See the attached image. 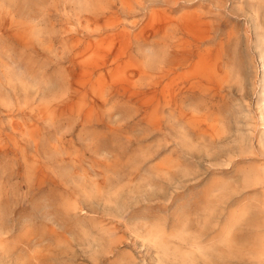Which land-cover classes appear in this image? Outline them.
<instances>
[{"label":"rangeland","instance_id":"374dc122","mask_svg":"<svg viewBox=\"0 0 264 264\" xmlns=\"http://www.w3.org/2000/svg\"><path fill=\"white\" fill-rule=\"evenodd\" d=\"M79 1L0 0V264H264V0Z\"/></svg>","mask_w":264,"mask_h":264},{"label":"bare ground","instance_id":"6f19581e","mask_svg":"<svg viewBox=\"0 0 264 264\" xmlns=\"http://www.w3.org/2000/svg\"><path fill=\"white\" fill-rule=\"evenodd\" d=\"M77 1V0H76ZM83 1V0H82ZM95 1V0H94ZM81 2V0L79 1ZM121 1H119L120 3ZM83 3V2H82ZM81 3V5H82ZM85 5V4H84ZM82 5V6H84ZM87 5V4H86ZM99 5V4H98ZM125 5V4H124ZM184 5V4H183ZM80 6V7H82ZM126 6V5H125ZM185 6V5H184ZM179 7V6H178ZM127 8V7H126ZM81 9V8H80ZM83 9V8H82ZM84 10V9H83ZM127 10V9H126ZM181 10V9H180ZM187 10V9H186ZM173 11V9H172ZM108 12V11H107ZM106 12V13H107ZM109 13V12H108ZM163 13V12H162ZM100 14V12H99ZM105 14V13H104ZM173 15V14H172ZM104 17V16H103ZM155 17V16H154ZM147 18V17H146ZM145 18V19H146ZM87 19V18H86ZM148 19V18H147ZM90 21V20H89ZM92 21V20H91ZM161 21V20H160ZM97 22V21H96ZM104 22L103 21H100V23ZM99 23V24H100ZM105 23V22H104ZM146 23V22H145ZM144 24V23H143ZM194 24V19L191 18V16H189V14L187 12H182L180 13L179 15H174V16H170L169 19H168V22H167V27H168V31L166 32V37H167V40H168V45H167V50H166V53H167V63L161 66H159L158 70L162 73H164L163 75H170V78H171V87L170 90H169V93L168 95L166 96V101H165V105H166V113L168 114L169 116V119L171 118L173 121H175L176 123H180L182 125H193L194 124V121H193V118H194V115L191 113L193 112L194 110V106L191 104H186L187 102V99L189 96L193 95L196 90H195V83L194 82H187V81H183L181 82V80H179L183 74V72H180L183 68L186 67V65L189 63L190 61V56L192 54V52H190V50L188 49V41L186 40V36L187 34L189 33V31L192 30V26ZM141 25V24H140ZM139 25V26H140ZM124 26V25H123ZM143 26V25H142ZM162 26V25H161ZM165 28V27H164ZM111 29V28H109ZM102 30V29H101ZM112 31V30H111ZM132 31V30H131ZM117 32V31H116ZM112 33V32H111ZM135 33V32H133ZM161 33V32H160ZM106 34V33H105ZM109 34V33H108ZM124 34V33H123ZM131 34V32H130ZM159 34V33H158ZM96 35V34H94ZM98 35V34H97ZM112 35V34H111ZM110 35V36H111ZM149 35V34H148ZM152 35V34H151ZM93 36V35H92ZM117 36V35H116ZM122 36V35H121ZM126 36V35H124ZM159 36V35H158ZM87 37V36H86ZM101 37V36H100ZM105 37V36H104ZM109 37V36H108ZM161 37V36H160ZM79 38V37H77ZM103 38V37H102ZM101 38V39H102ZM113 38V36H112ZM142 38V37H141ZM157 38V37H156ZM82 39V38H81ZM99 39V38H98ZM116 39V38H115ZM144 39V38H143ZM161 39V38H160ZM96 40V39H95ZM100 40V39H99ZM111 40V39H110ZM108 40V41H110ZM113 40V39H112ZM120 40V39H119ZM157 40V39H156ZM76 41V40H75ZM116 41V40H115ZM154 41V40H153ZM159 41V40H158ZM97 42V41H96ZM128 42V41H127ZM131 42V40L129 41ZM145 42V41H143ZM95 43V42H94ZM135 43V42H134ZM100 44V42H99ZM115 44V43H114ZM113 42H111V45L113 46L114 45ZM162 44V43H161ZM84 45H86L84 43ZM96 45V43H95ZM101 45V44H100ZM107 45V43H106ZM118 45V44H117ZM133 45V44H132ZM158 45V44H156ZM93 46V45H92ZM103 46V44H102ZM105 46V45H104ZM120 46V44H119ZM122 46V45H121ZM130 47V45H128ZM144 46V45H143ZM148 46V44H147ZM155 46V45H154ZM161 46V45H160ZM159 46V47H160ZM163 46V45H162ZM82 47V46H81ZM84 47V46H83ZM135 47V46H134ZM117 48V47H116ZM120 48V47H119ZM127 48V47H126ZM137 48V47H136ZM157 48V47H156ZM164 48V47H163ZM203 48V47H202ZM206 48V47H204ZM99 49H101V47H99ZM108 49V48H107ZM128 49V48H127ZM135 49V48H134ZM193 49V48H192ZM98 50V49H97ZM75 51V49H74ZM94 51V49H93ZM104 51V50H102ZM106 51V49H105ZM109 51V50H108ZM113 51V50H112ZM119 51V50H118ZM117 51V52H118ZM124 51V50H123ZM107 52V51H106ZM219 52V51H218ZM108 53V52H107ZM121 53V52H120ZM124 53V52H122ZM127 53V52H126ZM87 54V53H86ZM85 54V55H86ZM104 54V53H103ZM118 54V53H117ZM125 54V53H124ZM126 55V54H125ZM202 55V54H201ZM210 55V54H209ZM208 56V55H207ZM214 56V55H213ZM86 57V56H84ZM109 57V56H108ZM127 57V56H126ZM159 57V56H158ZM157 57V58H158ZM162 57V56H161ZM160 57V58H161ZM204 57V56H203ZM100 58V56H99ZM115 58V57H114ZM121 58V57H120ZM158 58V59H160ZM165 58V57H164ZM214 58V57H213ZM89 59V58H87ZM86 59V60H87ZM97 59V58H96ZM101 59V58H100ZM111 59V58H110ZM157 59V60H158ZM77 58H75V56H72L70 58V66L68 65L67 67H69V69L73 68L74 65H75V62H76ZM85 60V62H86ZM118 60V59H117ZM122 60V59H121ZM144 60V59H143ZM142 60V61H143ZM197 60V59H196ZM200 60V58L198 59ZM207 60V59H206ZM204 60V61H206ZM79 61V60H78ZM160 61V60H159ZM162 61V60H161ZM218 59L215 60V62H217ZM81 63L84 62V61H80ZM89 64L91 63V61H89ZM94 62V61H93ZM99 62V61H98ZM129 62V61H128ZM219 62V61H218ZM80 63V65H81ZM87 63V62H86ZM157 63V62H156ZM207 63V62H206ZM213 63V62H212ZM93 64V63H92ZM95 64V63H94ZM157 64H160L157 63ZM204 64V63H203ZM135 65V64H134ZM199 65V63H198ZM219 65V63L217 64ZM83 66V65H82ZM81 66V67H82ZM103 66V65H102ZM122 66V65H121ZM136 66V65H135ZM190 66V65H189ZM202 66V64H201ZM101 67V66H100ZM109 67V66H108ZM113 67V66H112ZM120 67V66H118ZM94 68V67H93ZM201 68V67H200ZM208 68V67H207ZM80 69V68H79ZM88 69V68H86ZM96 69V68H95ZM106 69V68H105ZM157 69V67H156ZM186 69V68H185ZM206 69V68H204ZM102 70V69H101ZM110 70V69H109ZM154 70V69H153ZM201 70V69H200ZM67 71H68V68H67ZM66 71V72H67ZM81 71V70H80ZM91 71V70H90ZM106 71V70H105ZM136 71V70H135ZM138 71V70H137ZM203 71V70H202ZM92 72V71H91ZM158 72V71H157ZM69 73V72H68ZM155 73V72H154ZM161 74V73H160ZM106 75V74H105ZM208 75V73H207ZM69 75H67L68 77ZM93 76V75H92ZM154 76V75H153ZM89 77V76H88ZM97 77V76H96ZM77 78V77H76ZM138 78V77H137ZM153 78V77H152ZM159 78L160 76L157 75L156 79H153L152 83L153 85H157L159 84ZM75 79V78H74ZM88 79V78H86ZM198 79V78H197ZM196 79V80H197ZM200 79V78H199ZM120 80V79H119ZM134 80V79H133ZM136 80V79H135ZM146 80V79H145ZM162 80V79H161ZM183 80V79H182ZM118 81V80H117ZM122 81V79H121ZM120 81V82H121ZM167 81V80H166ZM170 81V80H169ZM168 81V82H169ZM149 82V81H148ZM187 82V83H186ZM203 82V81H202ZM69 83V82H68ZM135 83V82H134ZM123 84V83H122ZM147 86V85H145ZM163 86V85H162ZM69 87V86H68ZM87 87V86H86ZM150 87V85L148 86ZM167 87V86H166ZM214 87V86H212ZM147 88V87H146ZM163 87H161V90H162ZM168 88V89H169ZM119 89V88H118ZM137 89V88H136ZM165 89V87H164ZM83 90V89H82ZM157 91V90H156ZM263 91H264V88H263ZM75 92V91H74ZM164 92V90L162 91ZM124 93V92H123ZM146 93V92H145ZM154 93V92H153ZM166 93V92H165ZM134 94V93H133ZM132 94V96H133ZM159 94V93H158ZM201 94V93H200ZM213 94V93H212ZM264 94V92H263ZM135 95V94H134ZM152 95V94H150ZM206 95V94H205ZM141 96V95H140ZM164 96V95H163ZM203 96V95H201ZM146 97V95H145ZM200 97V96H199ZM87 98V97H86ZM147 98V97H146ZM192 98V97H191ZM194 98V97H193ZM93 99V98H92ZM149 99V98H148ZM151 99V98H150ZM149 99V100H150ZM164 99V98H163ZM90 100V99H89ZM141 100V99H140ZM145 100V98H144ZM148 101V100H147ZM156 101V99H155ZM55 103V102H54ZM195 103V102H194ZM153 104V103H152ZM158 104V103H157ZM140 105V104H139ZM188 105V106H187ZM151 106V105H150ZM197 106V105H196ZM51 107V106H50ZM49 107V108H50ZM141 107V106H140ZM147 107V106H146ZM153 108V107H152ZM150 108V109H152ZM157 108V106H156ZM197 109V108H196ZM149 110V109H148ZM164 110V108H163ZM49 111V110H48ZM150 111V110H149ZM148 111V112H149ZM198 112V111H197ZM49 113V112H48ZM151 113V112H150ZM148 114V113H147ZM152 114V113H151ZM166 114V115H167ZM197 114V113H196ZM149 115V114H148ZM162 115V114H161ZM160 115V116H161ZM163 116H164V113H163ZM148 117V116H146ZM152 118V117H151ZM162 120V119H161ZM216 129V128H215Z\"/></svg>","mask_w":264,"mask_h":264}]
</instances>
